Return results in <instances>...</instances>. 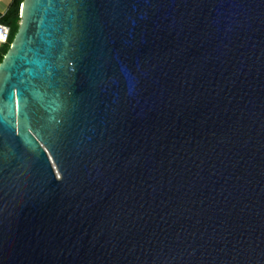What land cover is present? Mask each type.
Masks as SVG:
<instances>
[{
    "label": "water",
    "instance_id": "obj_1",
    "mask_svg": "<svg viewBox=\"0 0 264 264\" xmlns=\"http://www.w3.org/2000/svg\"><path fill=\"white\" fill-rule=\"evenodd\" d=\"M0 65V264H264V0H24Z\"/></svg>",
    "mask_w": 264,
    "mask_h": 264
},
{
    "label": "trees",
    "instance_id": "obj_2",
    "mask_svg": "<svg viewBox=\"0 0 264 264\" xmlns=\"http://www.w3.org/2000/svg\"><path fill=\"white\" fill-rule=\"evenodd\" d=\"M23 4H24V0H13L8 12L3 17L0 18V22L8 26L11 30L9 44L3 46L0 50V65L4 62L7 54L11 49V45L13 44L20 30V26L22 22L21 8Z\"/></svg>",
    "mask_w": 264,
    "mask_h": 264
},
{
    "label": "built area",
    "instance_id": "obj_3",
    "mask_svg": "<svg viewBox=\"0 0 264 264\" xmlns=\"http://www.w3.org/2000/svg\"><path fill=\"white\" fill-rule=\"evenodd\" d=\"M10 36H11L10 28L0 22V50L3 46L9 44Z\"/></svg>",
    "mask_w": 264,
    "mask_h": 264
},
{
    "label": "crops",
    "instance_id": "obj_4",
    "mask_svg": "<svg viewBox=\"0 0 264 264\" xmlns=\"http://www.w3.org/2000/svg\"><path fill=\"white\" fill-rule=\"evenodd\" d=\"M12 1L13 0H0V18L8 12Z\"/></svg>",
    "mask_w": 264,
    "mask_h": 264
}]
</instances>
